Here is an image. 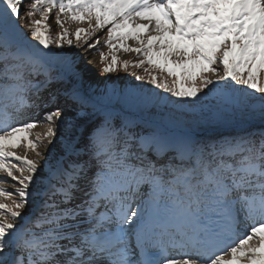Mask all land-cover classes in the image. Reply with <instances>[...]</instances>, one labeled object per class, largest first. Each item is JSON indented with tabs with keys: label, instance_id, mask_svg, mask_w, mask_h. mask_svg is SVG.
Masks as SVG:
<instances>
[{
	"label": "snow or ice",
	"instance_id": "obj_1",
	"mask_svg": "<svg viewBox=\"0 0 264 264\" xmlns=\"http://www.w3.org/2000/svg\"><path fill=\"white\" fill-rule=\"evenodd\" d=\"M0 264H264V0H0Z\"/></svg>",
	"mask_w": 264,
	"mask_h": 264
},
{
	"label": "rangeland",
	"instance_id": "obj_2",
	"mask_svg": "<svg viewBox=\"0 0 264 264\" xmlns=\"http://www.w3.org/2000/svg\"><path fill=\"white\" fill-rule=\"evenodd\" d=\"M53 28L55 29V25L53 24ZM98 36L102 37L104 35L103 32L98 33ZM131 43V42H129ZM69 55H71L78 64H80L82 67L86 66L88 72L87 75L93 84L94 87L99 89L100 91H111L116 90L117 93L121 91H126L128 89L132 88H151V85H148L146 82H140L136 81L134 77L131 75L124 73L122 70L115 74L105 75L102 74L100 71V65L98 63L99 57L98 53H92V52H85L82 49H73L69 52ZM121 59H133L134 55L129 54H120ZM91 61V62H89ZM163 95V93H161ZM42 116V113H41ZM37 119H40V117H37ZM45 128L43 126H40L36 129V131L43 132ZM18 154H23L22 150L17 149L16 150ZM9 190L12 189V184L9 182L5 185Z\"/></svg>",
	"mask_w": 264,
	"mask_h": 264
}]
</instances>
